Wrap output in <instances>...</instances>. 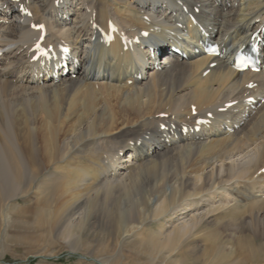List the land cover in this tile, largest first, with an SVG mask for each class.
<instances>
[{
  "label": "bare ground",
  "instance_id": "6f19581e",
  "mask_svg": "<svg viewBox=\"0 0 264 264\" xmlns=\"http://www.w3.org/2000/svg\"><path fill=\"white\" fill-rule=\"evenodd\" d=\"M263 24L264 0H0L1 221L76 252L133 235L153 258L264 264V72L228 50ZM186 33L226 51L144 67Z\"/></svg>",
  "mask_w": 264,
  "mask_h": 264
},
{
  "label": "rangeland",
  "instance_id": "374dc122",
  "mask_svg": "<svg viewBox=\"0 0 264 264\" xmlns=\"http://www.w3.org/2000/svg\"><path fill=\"white\" fill-rule=\"evenodd\" d=\"M74 166H77V164ZM68 173L70 174V172ZM33 200V198L29 199V203H26L32 205L34 203ZM26 203H24L23 198H19L12 202V206L21 207ZM12 211L10 218H7L4 222L1 221L2 217L0 216V257H2L0 262L5 264H226L225 256L224 258L215 256L206 263L192 257L182 260L177 257L169 259L153 258L149 254L151 248L148 247L140 250V247L136 245L137 237L133 235L125 239L121 238L120 242L123 241L122 243L117 241L118 237H113L114 241H109L102 237L96 238L84 235V239L88 238V241H84L87 245L83 248L87 247V249H80L76 252L61 238L52 244L49 240L50 237L47 235L48 232L35 227V221L33 218H30L28 213L22 219L20 216H17L18 214L15 210ZM150 225L155 229L157 222L152 221ZM45 234L46 238H44ZM40 236L43 239L38 241ZM109 242H111L109 254L102 255L101 252H98L100 246ZM88 247H91V249H88Z\"/></svg>",
  "mask_w": 264,
  "mask_h": 264
},
{
  "label": "snow or ice",
  "instance_id": "6c2138e0",
  "mask_svg": "<svg viewBox=\"0 0 264 264\" xmlns=\"http://www.w3.org/2000/svg\"><path fill=\"white\" fill-rule=\"evenodd\" d=\"M40 27H43V26H40ZM37 47L39 48V45H37Z\"/></svg>",
  "mask_w": 264,
  "mask_h": 264
}]
</instances>
